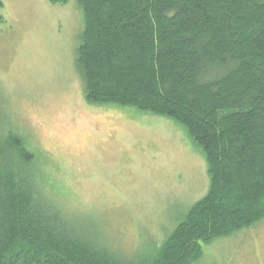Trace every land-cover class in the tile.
I'll list each match as a JSON object with an SVG mask.
<instances>
[{
    "label": "trees",
    "instance_id": "16d2710c",
    "mask_svg": "<svg viewBox=\"0 0 264 264\" xmlns=\"http://www.w3.org/2000/svg\"><path fill=\"white\" fill-rule=\"evenodd\" d=\"M79 3L87 102L183 126L210 188L151 255L126 259L64 212L28 140L1 125L0 264H196L204 245L264 220V0Z\"/></svg>",
    "mask_w": 264,
    "mask_h": 264
},
{
    "label": "rangeland",
    "instance_id": "374dc122",
    "mask_svg": "<svg viewBox=\"0 0 264 264\" xmlns=\"http://www.w3.org/2000/svg\"><path fill=\"white\" fill-rule=\"evenodd\" d=\"M1 1L0 126L28 140L65 213L123 258L151 255L207 195L204 154L173 120L87 102L79 0ZM203 250L196 264H264V220Z\"/></svg>",
    "mask_w": 264,
    "mask_h": 264
}]
</instances>
